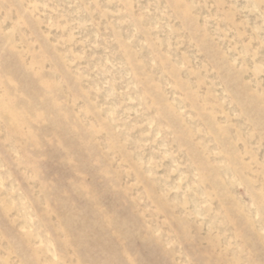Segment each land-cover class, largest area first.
I'll list each match as a JSON object with an SVG mask.
<instances>
[{
    "label": "rangeland",
    "instance_id": "1",
    "mask_svg": "<svg viewBox=\"0 0 264 264\" xmlns=\"http://www.w3.org/2000/svg\"><path fill=\"white\" fill-rule=\"evenodd\" d=\"M0 264H264V0H0Z\"/></svg>",
    "mask_w": 264,
    "mask_h": 264
}]
</instances>
